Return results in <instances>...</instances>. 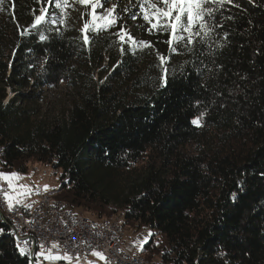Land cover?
Instances as JSON below:
<instances>
[{
  "label": "trees",
  "instance_id": "16d2710c",
  "mask_svg": "<svg viewBox=\"0 0 264 264\" xmlns=\"http://www.w3.org/2000/svg\"><path fill=\"white\" fill-rule=\"evenodd\" d=\"M39 7L0 6V167L49 166L60 171L55 199L76 213L153 228L165 242L144 246L148 260L264 264V0L226 4L212 47L180 54L127 15L120 23L154 49L121 52L110 32L84 45L81 13L91 9L79 4L66 27L20 36ZM156 50L176 69L164 86ZM59 85L73 96L47 115L44 91ZM0 229V264H29L1 219Z\"/></svg>",
  "mask_w": 264,
  "mask_h": 264
},
{
  "label": "snow or ice",
  "instance_id": "6c2138e0",
  "mask_svg": "<svg viewBox=\"0 0 264 264\" xmlns=\"http://www.w3.org/2000/svg\"><path fill=\"white\" fill-rule=\"evenodd\" d=\"M111 0H36L40 5L39 14L33 12L34 20L31 28H25L19 32L20 36L30 35L32 31H37L44 24L67 26L69 18L68 9L75 4L90 8L91 11L81 13V18L85 16L82 27L79 29L84 45L90 43L89 33L99 35L101 32H110L115 36L114 43L121 52L128 49L135 51H144L145 49H154L151 41L137 40L127 29L126 25L120 23L124 15L131 20L142 19L148 35H163L168 38L164 41L169 46V52L180 54L183 49L187 53H192L196 45H207L212 47V41L216 36V30L223 27L217 24L216 16L226 4H234V0H129V4L119 9V3H113L111 7H105ZM4 0H0L2 6ZM238 7V5H235ZM54 7L55 12L51 9ZM135 9V10H133ZM19 27V26H18ZM140 27V25H137ZM112 29H117L111 32ZM49 31L59 33V28H49ZM48 37L41 31L39 40L45 41ZM224 39H227L225 34ZM216 47H223V44L217 42ZM158 63L155 65L159 69L160 75L157 82L160 86L167 83L168 76L175 74L176 69L168 67L170 56L159 53L156 50ZM47 61H45L46 63ZM203 113L201 114V117ZM201 117L191 121L192 124L200 126ZM24 177L18 172H0V203H2L9 212H16L19 208L29 211L31 204H26L25 200L33 192L39 194V189H33L27 184L19 183ZM49 186L45 185L44 190L48 191ZM94 227V226H93ZM3 229H0V234ZM15 233H13L14 235ZM153 233L149 232L146 237H137L133 244L139 251H143V245L147 244ZM87 243V242H86ZM16 243V248L20 255L29 258L33 264H72L75 260L79 264V255L73 256L69 252L62 250L58 242H53L50 247L44 244H38V251L32 252L28 246L29 241L25 240ZM91 255L108 264V258L100 251L92 250ZM225 255L221 253V256ZM89 264L93 262L89 261Z\"/></svg>",
  "mask_w": 264,
  "mask_h": 264
},
{
  "label": "built area",
  "instance_id": "2783aa9c",
  "mask_svg": "<svg viewBox=\"0 0 264 264\" xmlns=\"http://www.w3.org/2000/svg\"><path fill=\"white\" fill-rule=\"evenodd\" d=\"M27 204H40L41 212H33L32 207L29 211L19 208L16 212H10L11 220H7L9 232L17 234L21 246L25 241L23 226H32V233L40 236L42 244L49 247L52 242H58L62 250L74 257L79 255V264L92 262L89 259L92 250L102 252L108 258V264H141L134 253L132 239H125L124 233L119 228H111L108 222L92 223L84 218H76L70 211H66L65 205L51 204L49 191L41 189L37 202ZM2 210L7 209L1 203V217ZM28 246L33 253L38 251L32 242ZM72 264L77 262L74 260Z\"/></svg>",
  "mask_w": 264,
  "mask_h": 264
},
{
  "label": "rangeland",
  "instance_id": "374dc122",
  "mask_svg": "<svg viewBox=\"0 0 264 264\" xmlns=\"http://www.w3.org/2000/svg\"><path fill=\"white\" fill-rule=\"evenodd\" d=\"M119 3V6L122 8L127 5L128 0H113L108 7L112 6L113 3ZM128 29V28H127ZM72 89L65 86V85H59L58 87L47 89L44 91V100L40 102V106L42 108V111L46 113L47 115L52 116L53 114L59 113L65 109L68 108L71 97H72ZM12 94L7 91V99L11 98ZM24 166V170H19L16 166H14L11 169H4L0 167V172H18L20 173L24 179L19 181V183L22 184H27L33 189H41L44 190V186L48 185L49 186V193L54 194L56 190H58V187L60 186V181H59V176H60V171H55L49 166L41 165L33 160H28L22 163ZM38 175V178H37ZM36 203L37 202V194L33 192V194L28 197L25 200V203ZM151 232L153 233L152 237L149 239L148 243L153 241V243H164L165 238L162 234H156V231L153 228L150 227H143L139 230H135L131 228L130 226L124 227V238L132 239V245L134 247V253L137 256L143 257L148 259L147 254L144 253L143 251H139L137 247L134 246L133 241L137 239V237L143 238L148 235V233ZM53 243V242H52ZM51 243V244H52ZM50 244V245H51ZM146 244L143 245V248ZM50 247V246H49ZM89 259L95 260L98 263H104V261L99 260L98 258L92 256L90 254ZM151 261V260H150ZM152 263H158L155 260L151 261ZM47 263V262H44ZM73 263V262H72ZM30 264V263H29Z\"/></svg>",
  "mask_w": 264,
  "mask_h": 264
},
{
  "label": "bare ground",
  "instance_id": "6f19581e",
  "mask_svg": "<svg viewBox=\"0 0 264 264\" xmlns=\"http://www.w3.org/2000/svg\"><path fill=\"white\" fill-rule=\"evenodd\" d=\"M49 198H50V203L51 204L65 205L66 206V211H70L73 215H75L76 218H84L86 221H90L92 223H105V222H108V225L111 226V228H119L120 232L124 233V227L121 225V222H120V220L122 218V215H120V214L117 215L116 217H114L111 220H103V221H99L98 222V221L89 219L87 217H84L83 215H81L79 213H76L75 211L70 209L69 206L65 202L55 199L54 194H50L49 193ZM0 207H1V203H0ZM32 211L33 212H41V205L40 204H32ZM0 219L7 226V220H11V213L8 210H2V217L0 216ZM23 233H25V240H27L29 242H32L34 244V247H37L38 244L42 243V240L40 239V236L37 235V233H32V226H23ZM9 234L11 235L13 240L15 241V245H16V243L18 242L17 234L15 233L13 235V232H9ZM137 258L139 259L141 264H159V263H152L150 260H148L146 258H143V257H140V256H137ZM27 260H29V263H30L31 260L29 258H27ZM92 262L96 263V264H100V263H98L95 260H92Z\"/></svg>",
  "mask_w": 264,
  "mask_h": 264
},
{
  "label": "water",
  "instance_id": "95a60500",
  "mask_svg": "<svg viewBox=\"0 0 264 264\" xmlns=\"http://www.w3.org/2000/svg\"><path fill=\"white\" fill-rule=\"evenodd\" d=\"M30 264H33V261H30Z\"/></svg>",
  "mask_w": 264,
  "mask_h": 264
}]
</instances>
